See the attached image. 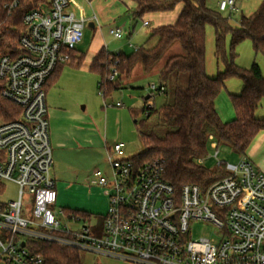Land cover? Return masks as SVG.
I'll return each instance as SVG.
<instances>
[{
	"label": "built area",
	"instance_id": "obj_1",
	"mask_svg": "<svg viewBox=\"0 0 264 264\" xmlns=\"http://www.w3.org/2000/svg\"><path fill=\"white\" fill-rule=\"evenodd\" d=\"M237 2L219 0L217 7L238 12ZM23 24L19 52L0 58L2 97L20 109L17 118L0 122V195L7 182L18 187L15 200H0V264H45L35 247L41 242L128 264H264V172L245 156L225 163L228 175L208 187L177 190L159 161L125 159L124 143H116L107 149L110 175L94 171V183L110 187L105 215L92 222L56 211L46 90L56 70L76 59L86 23L70 0H47L28 10ZM111 34L124 37L121 29ZM117 75L113 70L110 80ZM194 222L214 225L218 237L193 239Z\"/></svg>",
	"mask_w": 264,
	"mask_h": 264
},
{
	"label": "trees",
	"instance_id": "obj_2",
	"mask_svg": "<svg viewBox=\"0 0 264 264\" xmlns=\"http://www.w3.org/2000/svg\"><path fill=\"white\" fill-rule=\"evenodd\" d=\"M45 1L0 0V58L19 52L25 13ZM210 1L136 0V8L131 11L134 20H143L151 13L172 12L180 4L183 7L174 24L152 30L147 41L151 45L147 44L129 55L109 53L103 49L89 67L100 76L99 88L107 98L123 88L124 77L130 78L136 66L150 74L173 46L181 48L178 54L169 56L158 71L160 86L155 91L170 96L159 109L143 108L147 120L157 116L158 121L151 127H146V121L139 123L138 133L144 149L133 157L138 164L159 161L164 168V178L177 190L186 184L206 188L228 175L224 162L217 164L215 169L202 164L208 155L211 137L217 146L227 145L239 156L246 157L255 138L264 132V118L256 115L264 101V73L256 63L250 69H243L233 61V50L245 40L253 43L258 54L264 53V1L253 14L242 16L237 27L231 26L230 16H224L218 7H211ZM15 2L17 6L11 8ZM208 24L215 31V54L218 59L222 57L225 64V70L213 78L206 72ZM227 36L231 37L230 56L226 53ZM77 61L80 59H73L71 63ZM81 61L75 66L80 67ZM62 68L59 67L49 79L47 89L56 82ZM113 70L118 75L110 80ZM229 78L241 79L243 88L240 94L230 95L235 118L223 122L216 100ZM2 88L0 79V122L13 120L20 114L15 104L2 97ZM132 115L137 117L138 112L132 111ZM64 211L67 214L80 213ZM35 247L43 254L45 264H84L78 250L50 242L35 243Z\"/></svg>",
	"mask_w": 264,
	"mask_h": 264
},
{
	"label": "rangeland",
	"instance_id": "obj_3",
	"mask_svg": "<svg viewBox=\"0 0 264 264\" xmlns=\"http://www.w3.org/2000/svg\"><path fill=\"white\" fill-rule=\"evenodd\" d=\"M88 5V0H85ZM264 0H238V12H224L223 15L229 17L232 27H237L242 16L253 14ZM209 5L217 8V0H211ZM89 6V5H88ZM73 9V8H72ZM176 11V10H175ZM105 13V12H104ZM104 16V14H102ZM146 20V19H144ZM113 27L119 26L122 22L119 20ZM154 23L145 26L143 20H133L126 29V34L121 39L115 38L110 34L112 25L103 29L102 33L94 34V31L85 24V39L81 45L82 52L87 54V58L80 67L75 66L80 61L71 63L73 65H64L58 73L55 83L46 90V102L50 121V139L51 122L57 128L65 129L74 138L79 131L80 134L91 135L95 142L93 146L78 144L76 147L60 151L59 158L57 151L52 145L53 166L51 175L57 183L58 189L62 188L60 201L57 202L56 211L65 209L67 211H78L89 214L92 222L98 215H105L108 211L109 202L107 195L109 186L102 187L94 183V171L99 169L104 175H110V167L107 163V152L103 144L111 148L116 143H124V158L129 159L138 155L144 146L139 138L138 126L141 121H146V127L157 124V116L146 119L142 110L145 106L159 109L170 95L158 93L151 89L152 85L160 86L158 71L165 63L166 59L178 54L179 46H173L158 62L154 71L145 74L140 66H136L130 78L124 77L123 88L114 91L104 98L103 91L99 88L100 76L89 69V56L91 47L96 43H101L109 53L132 54L137 49L152 43L147 40L151 35ZM132 31V35L130 32ZM231 37L226 38V53L231 55ZM105 50V49H104ZM105 50V52H106ZM234 63L243 68L250 69L255 63L260 66L264 73V53H257L253 43L245 40L233 50ZM206 72L210 77H216L225 70L224 59L217 58L215 54V31L212 25L206 26ZM81 61V62H82ZM243 88V82L239 78H229L225 82V87L219 94L216 102L218 108L225 114L233 110L231 103V94H240ZM151 95L149 100L146 97ZM122 106L118 107L117 104ZM264 109V101L258 108L257 116H260ZM132 111H137V117L132 115ZM235 118L225 119L224 122H230ZM262 118V117H260ZM138 121V123L136 122ZM216 143L210 139L208 144V155L202 160V164L208 169H215L219 162L237 164L240 156L233 152L227 145L215 146ZM218 156H216V152ZM5 191L0 195L2 202L15 200L18 196V187L13 183H5ZM31 205L28 206L31 209ZM60 220L64 224L65 218L60 215ZM192 227L193 239L201 237H218L219 229L212 224L203 222H194ZM84 264H128L124 261L105 257L102 255H89L85 251L80 252Z\"/></svg>",
	"mask_w": 264,
	"mask_h": 264
},
{
	"label": "crops",
	"instance_id": "obj_4",
	"mask_svg": "<svg viewBox=\"0 0 264 264\" xmlns=\"http://www.w3.org/2000/svg\"><path fill=\"white\" fill-rule=\"evenodd\" d=\"M70 1H71V10L75 13V15L78 18L83 19L85 23L88 24V27L94 31L95 35L98 33L100 35L103 29H105L107 26L110 27V25H112V27L110 28V34H111V30L113 29H121L124 31V34H126L127 26L129 24H132L134 20L131 14V11H133L136 8V0H88L89 6L86 5L85 0H70ZM182 7L183 5L180 4L176 7L175 9L176 11L174 10L168 13L148 14L144 18L146 20L143 19L144 25H145V22L149 23L148 26H150L151 23H154L153 28H158L161 26L174 24L179 17ZM102 14H104V16H102ZM119 20L122 23L119 26L113 27V25L115 23H118L117 21ZM131 35H132V31L130 32L129 36ZM84 39H85V34H84ZM81 45L77 49L76 60L80 58L85 60L87 58V54H85L84 52H82V50H80ZM103 49L106 50V48L102 46L101 43H96L94 48L91 47L90 49L91 51L89 52L90 53V56H89L90 64L93 58L97 54H99V52ZM90 64H89V67H90ZM216 108L223 122L225 121V119H231L235 116L234 110H231V111L229 110L225 114L223 110L218 108L217 102H216ZM259 117L264 118V109L263 111H261ZM96 142L91 135H88V134L82 135L80 134V131L76 136H74V138H72L69 132L65 131V129L57 128L54 125V123L51 122V143L54 145L57 151L58 158H59L58 152L60 151L64 152L67 149L76 147L78 144H83L86 146H90V145L93 146L92 144ZM103 146L105 147L106 152H107L108 145L103 144ZM246 157L251 162H253L259 170L264 172V132H261L255 138V140L253 141V143L251 144V146L246 152ZM62 190H63L62 188L58 189V186H57V192H58L57 202L60 201ZM107 198L109 202V193L107 195ZM87 216H90V215L88 214ZM98 216H101V215H98Z\"/></svg>",
	"mask_w": 264,
	"mask_h": 264
},
{
	"label": "water",
	"instance_id": "obj_5",
	"mask_svg": "<svg viewBox=\"0 0 264 264\" xmlns=\"http://www.w3.org/2000/svg\"><path fill=\"white\" fill-rule=\"evenodd\" d=\"M150 99V95H148L147 97H146V100H149Z\"/></svg>",
	"mask_w": 264,
	"mask_h": 264
}]
</instances>
